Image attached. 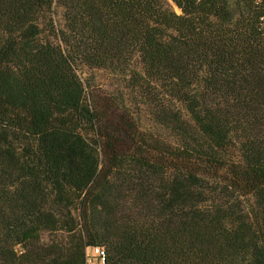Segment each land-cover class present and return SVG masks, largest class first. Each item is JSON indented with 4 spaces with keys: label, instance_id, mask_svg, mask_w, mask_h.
I'll use <instances>...</instances> for the list:
<instances>
[{
    "label": "trees",
    "instance_id": "16d2710c",
    "mask_svg": "<svg viewBox=\"0 0 264 264\" xmlns=\"http://www.w3.org/2000/svg\"><path fill=\"white\" fill-rule=\"evenodd\" d=\"M94 249L264 264V0H0V264Z\"/></svg>",
    "mask_w": 264,
    "mask_h": 264
},
{
    "label": "rangeland",
    "instance_id": "374dc122",
    "mask_svg": "<svg viewBox=\"0 0 264 264\" xmlns=\"http://www.w3.org/2000/svg\"><path fill=\"white\" fill-rule=\"evenodd\" d=\"M178 12L177 8L174 7ZM83 76H86L85 74ZM91 76L94 78V86L103 92L113 91L117 89L120 85L119 80L111 76L103 70H94L91 72ZM47 237V236H45ZM89 264H100L98 258L95 256V253L92 251H87Z\"/></svg>",
    "mask_w": 264,
    "mask_h": 264
},
{
    "label": "built area",
    "instance_id": "2783aa9c",
    "mask_svg": "<svg viewBox=\"0 0 264 264\" xmlns=\"http://www.w3.org/2000/svg\"><path fill=\"white\" fill-rule=\"evenodd\" d=\"M93 252L95 253V256L98 258L100 264L104 261V253L102 250L94 249Z\"/></svg>",
    "mask_w": 264,
    "mask_h": 264
}]
</instances>
